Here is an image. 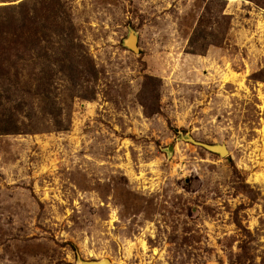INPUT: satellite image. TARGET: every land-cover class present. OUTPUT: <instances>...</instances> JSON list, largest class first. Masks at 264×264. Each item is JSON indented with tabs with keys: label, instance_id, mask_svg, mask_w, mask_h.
Returning a JSON list of instances; mask_svg holds the SVG:
<instances>
[{
	"label": "rangeland",
	"instance_id": "rangeland-1",
	"mask_svg": "<svg viewBox=\"0 0 264 264\" xmlns=\"http://www.w3.org/2000/svg\"><path fill=\"white\" fill-rule=\"evenodd\" d=\"M26 3L46 56L86 72H41L58 68L34 51L8 72L18 90L0 97L33 116L0 134V264H264V0Z\"/></svg>",
	"mask_w": 264,
	"mask_h": 264
},
{
	"label": "trees",
	"instance_id": "trees-1",
	"mask_svg": "<svg viewBox=\"0 0 264 264\" xmlns=\"http://www.w3.org/2000/svg\"><path fill=\"white\" fill-rule=\"evenodd\" d=\"M26 1L27 0L20 2L17 6H8V8L0 9V15H3L2 17H0V92H8L7 88H11L14 91L18 90L17 87L19 83L16 80H12L8 72H22L23 68L21 67L26 63V60H28L27 54L29 51H34L36 54H38L39 58V54L43 53V58L50 63H55L54 65H56V68H58V70L55 71L53 69H51V71L49 69H41V72H64V75L70 80L73 78L78 79L80 78L82 72H86L84 68L82 70H79L78 65H76L71 57H68L65 52L60 53L58 55V58L46 56V54L43 52L44 48H42L39 43L41 42L43 45L46 43V45H48L50 41L47 40V35L44 36L46 32H42L45 31V29L43 30V27L41 29V16L36 14L34 16V19H32L29 10L26 11L25 9V6L27 4ZM51 19H55V15H53ZM34 20H36L37 30L32 25L34 24ZM48 20H50V18L46 16L45 21L48 22ZM51 22L54 21L51 20ZM51 28L52 30L50 28L48 29L52 34V37H55L56 33L58 34V30L60 29V27L51 25ZM30 32L33 33V35L31 34V40H29ZM71 33L72 28H63L62 32L59 34L60 41L62 43H64L65 41H69V45L66 47L67 51L72 49L76 51V47H72L74 44H71L73 43V39L70 37ZM66 35L68 36L66 37ZM42 36L43 40L41 39ZM69 38L71 40V43ZM195 44L196 42L190 39L188 47L193 50ZM217 45H221V42ZM206 46L207 45L205 44H203V46L201 45V48L197 46L195 48V52L193 53H197V51L201 52V54L204 53ZM77 47L80 48V46ZM68 52L71 56L74 54V51ZM73 64H75V66ZM88 69L89 70H87V72H90L91 74V70L89 67ZM72 72H78V74H73ZM91 75L94 78V67ZM48 79H50V77ZM26 94L27 91L23 90V94L21 95L26 96ZM91 94L93 95L94 92L91 91L86 96L80 97L83 99H89V95ZM36 95H38V103H40V106L37 109L39 114H47L52 116V112L56 110L57 115L53 117L56 119L60 116L61 110L58 107V104L52 101V99L48 98L44 91H38ZM68 96L70 97V99L75 97V95L72 93H69ZM2 98L3 97H0V100H2L0 102V115L5 117L6 120L4 121V124H2L3 128L1 127L2 130H0V134L7 135L22 133L17 126L18 124L16 123L15 116L18 113L22 114L25 110L24 118L27 121H30L33 116L30 111L33 112V108H26V106L23 105L24 98L22 97H20V102H14L13 100H10L9 95L4 99L5 101ZM54 126L59 130H65L66 128L65 126H58L57 124H54Z\"/></svg>",
	"mask_w": 264,
	"mask_h": 264
},
{
	"label": "water",
	"instance_id": "water-1",
	"mask_svg": "<svg viewBox=\"0 0 264 264\" xmlns=\"http://www.w3.org/2000/svg\"><path fill=\"white\" fill-rule=\"evenodd\" d=\"M137 35L134 31L130 30L129 34L127 36V38L124 40L123 45L125 48H127L129 51H131L134 54H138V47H137ZM186 142H189L191 144H194L196 146H200L203 149H205L206 151L210 152V153H214L217 154L221 157H224L226 155H228V151L226 149V147L224 145H207V144H203V143H198L195 142L192 138L187 137V139H185ZM79 264H110V262L108 260H101V261H80Z\"/></svg>",
	"mask_w": 264,
	"mask_h": 264
},
{
	"label": "bare ground",
	"instance_id": "bare-ground-1",
	"mask_svg": "<svg viewBox=\"0 0 264 264\" xmlns=\"http://www.w3.org/2000/svg\"><path fill=\"white\" fill-rule=\"evenodd\" d=\"M99 262V261H98Z\"/></svg>",
	"mask_w": 264,
	"mask_h": 264
}]
</instances>
